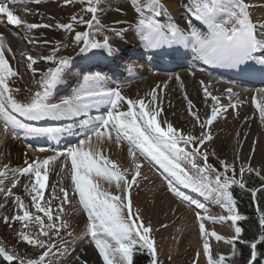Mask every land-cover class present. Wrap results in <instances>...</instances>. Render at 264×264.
Wrapping results in <instances>:
<instances>
[{
	"label": "snow or ice",
	"instance_id": "6c2138e0",
	"mask_svg": "<svg viewBox=\"0 0 264 264\" xmlns=\"http://www.w3.org/2000/svg\"><path fill=\"white\" fill-rule=\"evenodd\" d=\"M17 2L18 0H11L12 4ZM31 2L39 5L41 0H31ZM63 2L64 5H70L74 0H63ZM78 2L84 5L81 11L90 14L88 20L83 16L73 15L69 23H27L10 10L8 0H0V18H6L7 23L12 25H24L28 30H61L71 37L69 43L74 44L81 54L99 49L101 55L106 53L105 59L116 57L119 49L110 40L109 35L104 33H111L114 37L123 39L125 33L132 32L144 49L161 59L183 58L187 55V52L181 51L183 48L190 50L194 61L235 70V74L240 77H251L257 73L264 75V18L253 20V13L250 10L255 4L248 0H186L184 10L190 18L183 27L171 20L163 0H130V6L136 15L127 28L119 29L107 27L102 23L99 18L103 11L101 0H78ZM49 19L54 18L49 17ZM74 25H84L87 30L76 31ZM94 36L101 38L95 39ZM44 43L50 42L45 40ZM68 46L64 44V47ZM60 48V43H57L52 48L51 55L39 58L26 56L27 69L32 72L33 77L37 72L33 66L40 61L50 66L47 71L40 73V79L36 81L37 89L23 99H19L21 89L10 85L12 78L19 74L10 66L6 58V52L11 53L12 50L10 47H5L4 38L0 35V121L3 122L5 131L15 134L17 130H23L25 135L56 137L65 133L74 135V126L79 123L84 129L85 137L78 141L76 147H69L66 152L57 153L42 161L36 159L30 162L25 159V167L13 169L4 165V170L0 171V194H3L5 199L12 197V189L19 183L18 177H28L31 205L37 214L42 213L43 216L33 214L20 197H15L17 214L11 217L4 216L2 222L9 227L19 222L21 230L16 233L18 242L39 250V253L35 257L25 259L15 250L10 251L6 246H0V264L4 262L51 264L50 257L54 254L71 255L67 247L69 241L60 234L62 230L71 227L68 221L62 219L61 214L64 212V205L73 201L86 216V227L78 239L81 241L88 239L94 245V250L98 253L102 264H134V254L145 251L150 257L149 264H160L151 224H145L140 212L134 210L131 199L133 186L139 184L137 178L141 175L143 167L141 157L149 164L158 165L171 178L168 191L176 197L185 199L175 186L182 185L207 199L214 200L227 211L228 215L219 217V221H231L234 236L230 239H225L206 228L204 221L211 220L216 223L215 218L197 213L207 264H236L235 257L238 252L236 241L244 244L249 250L246 264H258L259 257L264 255L258 248V245L264 246V208L258 206L256 209V234L252 240L244 239L242 235L244 229L238 222L248 220L249 217L240 214L231 191L234 186L246 190V184L243 182L244 173L247 171L251 174L254 170L251 166L247 169L241 167L240 179H237L234 165L221 161L223 171H218L208 163V153L201 151L203 145L212 139L207 129L222 112H227L228 107H237L232 103V97L236 95L232 88L225 90L228 93L229 104L224 106L220 104V98L209 91L210 86L207 83L199 82L205 102L212 101L210 115L203 121L197 112L193 111L195 104L185 93L188 113L201 129L199 136L185 134L162 118L163 108L159 101L158 89L161 91L166 89L167 82L163 84V89L157 84L146 94V97L132 99L125 96L119 87H105L106 77L96 72L83 75L82 83L71 96L59 102H52L53 90L71 71L70 58L57 56ZM95 54L93 52V55ZM84 58L90 59V57ZM85 71L92 73L91 68L81 69L82 74ZM175 79L183 87L181 78L176 76ZM253 100L255 101V98ZM101 105L108 106L106 116L80 119L88 117L91 109L99 108ZM257 108L261 118L264 119V106L257 104ZM68 120L73 121V126L63 129L34 128L25 123V121ZM93 137L97 141L106 140L109 143L114 139L117 146L122 142L127 143L128 156L134 168L130 178L126 175L128 169L121 170L117 162L92 149ZM60 157L71 161V186L60 187V195L56 194V189L53 187L52 199L60 201L54 214L51 200L45 201L44 193L48 187L49 166ZM64 167H67L66 163ZM255 174L260 175L259 172ZM9 180L11 186L6 187V181ZM101 181L108 187L105 188ZM25 190H29L28 185H25ZM248 190L255 199L257 189ZM196 207L204 209L205 206L197 204ZM44 217L47 218V223ZM56 221L60 222L57 224ZM33 224L38 226L36 236L24 231ZM53 235L60 243L52 242ZM66 235L74 236L72 231H66ZM41 236L48 240L41 239ZM209 238L231 245L230 256L221 253L218 258H214ZM61 243L65 245L62 250H60ZM54 249L57 250L56 253ZM199 255L200 253L197 252L196 261ZM74 259L79 261L80 257L75 256ZM83 264L87 262L84 261Z\"/></svg>",
	"mask_w": 264,
	"mask_h": 264
},
{
	"label": "bare ground",
	"instance_id": "6f19581e",
	"mask_svg": "<svg viewBox=\"0 0 264 264\" xmlns=\"http://www.w3.org/2000/svg\"><path fill=\"white\" fill-rule=\"evenodd\" d=\"M75 1L77 0H74V2ZM253 1L255 3H261L255 5V7L250 10L253 13V20L264 18V16H257L258 12H264V0ZM105 2L106 4H103V11L101 12L102 23L107 27H114L116 29L121 27L127 28L128 24L133 21L136 15L130 6V0H105ZM185 2L186 0H163L171 20L177 22L181 27L185 26V22L190 18L184 10ZM8 6L22 21L27 23H69L70 18L76 12L75 8L73 9L68 5H64L63 0H41L39 5L31 2V0H18L16 4H12L11 0H8ZM66 6L69 8L67 9ZM49 17H53L54 19H49ZM0 20V35L4 38L5 47H10L12 50L11 53L6 52V58L10 66L19 74L10 81L11 86L21 89L18 96L19 99H23L37 89L38 86L36 81L40 79V73L47 71L50 66L46 62L40 61L37 65L33 66L37 69L36 75L33 77L32 72L27 69L26 56L30 55L39 58L40 56L51 55L52 48L57 43H60L61 48L57 56L70 58L71 63L69 67L71 71L65 76L64 81L53 90L52 102H59L61 99L71 96L78 89L80 83H82L83 75L93 74L94 71L99 72V70H101L105 77H108L105 74H110L111 72L116 76H122L127 75L126 72L129 71L128 74L133 76V79L128 80L127 83L122 84L118 81L112 83L110 80L108 81V79H106V84L109 85L108 87L110 88L119 87L125 96L132 99L146 97V94L155 88L157 84L161 85L163 89V84L167 82L166 89L162 91L158 89L159 101L163 108L162 118L171 123L174 128L181 130L185 134L190 133L199 136L201 133L199 125L196 124L194 118L188 113L187 102L184 99L185 93L195 104L193 111L197 112L201 121L210 115V105L212 101L209 100L205 102L203 91L199 83L200 81H204L210 86L209 91L220 98L221 105L228 106L229 104L228 93L225 90L230 87H227L217 80L222 79V76L226 79L228 77L227 74L233 73L232 69L216 67V71L212 73L197 72L187 74V68H190V66L186 65V59L189 55H192L190 50L181 48V51L187 52V55L177 60L180 66L173 64L171 69L166 68L160 71L148 72L146 66L140 64L139 66H135L136 68H133L134 71L132 73L130 70H132L131 67L134 65L130 66L128 63L134 64L135 58H141L140 55L145 50L132 32L125 33L123 39L116 38L111 33H108L110 40L118 47L119 53L116 57H108L105 59L106 53L101 55V50L99 49L84 54H81L78 49L76 52L72 53L71 50L74 46L69 43L71 38L61 30H28L24 25H21L18 26L20 33H18V35L15 33L14 36H11L10 29L14 28V25L7 23L6 18H0ZM116 21L128 23L118 24L115 23ZM162 22L165 21L162 20ZM45 40L50 43H44ZM64 44H68L69 46L64 47ZM25 47L30 50L29 53L25 52ZM93 52L96 54L93 55ZM84 57H90V59H85ZM147 58L148 55H144L140 61L142 63L146 62ZM112 64H114V67L109 68ZM193 64L194 68H196L197 65H203V63L199 61H194ZM123 65L129 66L124 67ZM88 68L92 69V73L85 71L82 74L81 69ZM129 68L130 70H128ZM181 68L183 70H179ZM176 76L181 78L183 87H181L180 82L176 81ZM229 80H231L234 85L238 86V88H232L233 93L236 94L232 97V103L236 104L237 107H228L227 112H222L217 120L213 122L210 128L207 129V131L211 133L212 139L207 141L201 149L208 153V163L211 165L225 161L237 167L248 168L251 166L252 169L258 171L264 178V119L261 118V114L257 108V104L264 106V75L257 73L251 77L238 76L235 77V79L231 78ZM253 98H255V101ZM108 110V106L106 105L91 109L90 113H92V119L106 116ZM80 119H90V117H81ZM25 123L34 128L63 129L73 126V121L71 120L25 121ZM2 130H4V125L3 122L0 121V162L13 169L18 167V162L22 158L23 161H25V159L35 160V157H39V160L42 161L45 158L60 153L54 150L58 151V148L67 150L69 147L77 145L79 140L85 138L82 134L84 129L79 123L74 126V135L65 133L56 137H49L47 135H25L23 130H17L15 134L10 131L1 132ZM39 143H44L46 145ZM91 146L94 151L99 152L102 156H107L109 159L117 162L121 170L128 169L126 175L129 178L131 177L134 168L128 156V146L126 142H122L117 146L114 139L109 143L106 140L97 141V139L93 137ZM37 147L50 149L52 151H37ZM30 155L33 157L29 158ZM63 158L60 157L51 165V167L59 168L61 173L63 172L62 178H64V180L61 182V186L58 183L54 187L57 195H60V187L70 188L71 186V179L70 176L69 179L67 177L64 167L65 160ZM140 161L143 167L141 169V175L137 178L139 184L138 186L134 185L131 190L133 195V206L140 212L145 224L150 223L153 231L159 234L161 243L168 247L167 252L172 253L175 247L170 239L172 235H175L176 243L181 244L183 240L187 239L190 245L196 247L200 241L198 238L200 234V221L197 219V213L217 220L216 223H213L211 220L204 221L209 231H215L225 239H230L234 236V229L231 227V221H219V217L228 215L227 211L221 205L217 204L214 200L207 199L190 189L184 188L182 185L176 184L178 190L182 193L183 197H185L184 200H181V198L176 197L173 193L168 191L171 178L168 177L158 165L154 163L149 164L147 161L143 160L142 157ZM70 163L71 161L69 159L68 164L71 166ZM0 171H2V169ZM53 177L51 173L50 178L55 181ZM18 180V186L12 189L13 196L5 201L0 200L1 233L2 231L8 233V229L13 230V227H9L2 222V218L4 216L11 217L17 214L18 208L14 202L15 197H20L29 211L32 213L35 211L31 205V195L29 194L30 180L26 177L25 180L18 177ZM172 183L175 184L174 181H172ZM25 185L29 186L28 191L25 190ZM10 186L11 181H6V187ZM187 191H189L190 194ZM44 194L45 201L52 197V191L45 190ZM8 202L11 206L9 205L10 209L8 208L6 211L7 214H5L3 213V209L4 205ZM56 202L57 201L52 200L51 204H55ZM58 204H60V202H58ZM197 204H204V209L196 207ZM194 224H196L197 231L194 229ZM162 225H167V227H162ZM185 230H188V232H184ZM5 237L3 238L5 239ZM209 242L215 255L219 251L225 253L228 251L226 243L223 241L217 242L214 238H209ZM6 245L4 243L0 244V246ZM80 245L81 247L77 249ZM86 245L87 242L72 243V245L68 247L71 255L61 256L57 264L69 263L71 261L72 263L76 262L77 260H73V255L76 254L80 257L81 261L90 262L92 264H102V260L94 250V247L91 248L90 253L88 248H83ZM6 248L10 251L14 250V248L10 249L8 246H6ZM72 249H75V251H71ZM15 251L19 256H23L21 252H25L24 255L27 256V258L30 257V253H33L25 246H22V250L20 248L15 249ZM160 253L162 254V252ZM70 256H72V258H70Z\"/></svg>",
	"mask_w": 264,
	"mask_h": 264
},
{
	"label": "rangeland",
	"instance_id": "374dc122",
	"mask_svg": "<svg viewBox=\"0 0 264 264\" xmlns=\"http://www.w3.org/2000/svg\"><path fill=\"white\" fill-rule=\"evenodd\" d=\"M248 2H250V3H253V4H255V5H257V4H261V3H258V2H254L253 0H248ZM101 7L103 6V4H106V2H105V0H101ZM70 8H75L76 10V12H75V14L74 15H76V16H83L84 17V19L85 20H88L89 18H90V14H88V13H85V12H83V11H81V9H82V7H84V5H81L79 2H78V0L77 1H75L73 4H70V5H68ZM68 6H66V8L68 9L69 7ZM257 16H260V17H262V16H264V12H258V15ZM99 18L101 19V21H102V18H101V13H100V16H99ZM65 21V20H64ZM105 25V24H104ZM74 27H75V29H76V31H85V30H87V28L84 26V25H74ZM10 34H11V32H10ZM104 34H106V35H109L108 33H104ZM70 37V36H69ZM71 38V37H70ZM94 38L95 39H100L101 37L100 36H94ZM73 48H72V50H71V52L72 53H74V52H76L77 50H78V48L73 44ZM19 48H21V47H19ZM22 49V48H21ZM19 52V51H18ZM20 52H21V50H20ZM25 52H27V53H29L30 52V50L28 49V48H26L25 47ZM3 131H5V129L4 130H2L1 132H3ZM77 145H73V146H71V147H76ZM65 147V146H64ZM66 148V147H65ZM40 149H44V152H49V151H52V150H50V149H46V148H39V147H37L36 148V150L37 151H40ZM46 150V151H45ZM58 151H56V150H54L55 152H66L67 150H65L64 148L62 149V148H58L57 149ZM201 151H202V149H201ZM43 152V151H42ZM33 156L32 155H30L29 156V158H32ZM35 157V156H34ZM63 158V157H62ZM36 159H40L39 157H35V160ZM65 161H64V165H65V163L67 164V167H65V169H66V173H67V177H68V179H69V174H70V165L68 164V160H66L65 158H63ZM22 160V161H21ZM31 160V159H30ZM29 160V161H30ZM21 161V162H20ZM20 161L18 162V167L17 168H22V167H25L26 165L24 164V161H23V158L22 159H20ZM31 161H33V160H31ZM30 161V162H31ZM71 164V163H70ZM228 164H230V165H234V164H231V163H228ZM52 165V164H51ZM51 165L49 166V179H48V187L46 188V191L47 190H49V191H52V189H53V187H55L58 183H59V185L61 186V182H63V180H64V178H62V173H61V171H60V169L59 168H54V167H51ZM212 166L213 167H215L218 171H223V168H222V166H221V163H219V164H212ZM234 167L236 168V178L237 179H240V168L241 167H237V166H235L234 165ZM243 168H245V169H247V167H243ZM4 170V164L2 163V162H0V170ZM254 170V169H253ZM256 172H258V171H253L251 174H254V175H256L255 173ZM53 174V178L55 179V181H53L52 180V178H50V174ZM56 173H58V174H56ZM229 175H231V172H229ZM247 175H249L248 173H247V171H245V173H244V178L247 176ZM257 176V175H256ZM26 177V176H25ZM25 177H20V179H24L25 180ZM258 178H259V180H261L262 181V187L264 188V179H262L263 177L261 176V174L259 175V176H257ZM26 178H28V177H26ZM243 178V179H244ZM29 179V178H28ZM34 179V178H33ZM69 182H70V180H69ZM101 183H102V185L105 187V188H107L108 187V185L106 184V183H104L103 181H101ZM45 195V194H44ZM4 199V200H3ZM131 199H132V201H133V195H132V192H131ZM0 200L1 201H5V200H7V199H5L4 198V195H0ZM48 200H51V203H52V200H55V201H57L55 204H51V207H52V210H53V213L55 214L56 213V211H57V208H58V206H59V204H58V202H60L59 200H56V199H52V197L50 198V199H48ZM47 200V201H48ZM42 203H44V202H42ZM9 205L11 206V204H9V202L7 203V204H5L4 205V209H3V213H5V214H7L6 213V211H7V209L9 208L10 209V207H9ZM69 205H70V207H69ZM134 207V206H133ZM134 210H137V209H135V207H134ZM77 211V212H76ZM33 214H36V215H41V216H43V214L42 213H39V214H37L35 211H33ZM62 215V219L63 220H66V221H68L69 223H70V225H71V227L69 228V229H67V230H62L61 231V236L65 239V240H67V241H69V244L67 245V247H70V245H72V243H74V242H84V243H86L87 242V245L85 246V247H83V248H88V250H89V252L91 253V248L93 247V245L89 242V240L88 239H85V240H83V241H81V240H79L78 239V237H80L82 234H83V232H84V229H85V227H86V223H85V221H86V216H85V214H83L82 213V211H80L79 210V205L75 202V201H73L72 203H68V204H65L64 205V212L61 214ZM44 220H45V222L47 223V218L46 217H44ZM60 221H56V223L58 224ZM11 227H13L12 229L13 230H10V229H8L9 231H8V233L6 232L5 233V231H2V233L0 232V244L1 243H4L6 246H8L10 249H13L14 248V250L15 249H20L21 248V250H22V246H25V247H27L30 251H32L33 253H30L31 255H30V257H35V256H37L38 255V252H39V250H37V249H34V248H32L31 246H27V245H25V244H23V243H19L18 242V240H17V236H16V233H17V231H19V230H21V224L19 223V222H15V223H13L12 224V226ZM194 229H195V231H197V227H196V224H194ZM24 231H26V232H31L32 233V235L33 236H36L37 235V233H38V226L37 225H35V224H33V225H30V227L29 228H27V229H24ZM66 231H72L73 232V234H74V236L73 237H69V236H67L66 235ZM184 232H188V230H185ZM196 234L198 235V233L196 232ZM6 237H5V236ZM3 237H5V239L3 238ZM152 237L154 238V240H155V242H156V248H157V252H158V260H159V262H160V264H207V261H206V257H205V255H204V253H203V248H202V244H203V241H202V238H201V236H200V234L198 235V238L200 239V241H199V243L196 245V247H194L193 245H190L189 244V242H188V240L187 239H185V240H183L182 242H181V244L179 243H176V239H175V235H172L171 236V240H172V244H174L175 245V247L173 248V252L172 253H169V252H167V250H168V247H166L164 244H162L161 243V239H160V236H159V234L157 233V232H155V231H153L152 232ZM41 239H45V240H48V238H46V237H40ZM52 242H55V243H60L59 242V240H58V238L55 236V235H53L52 236ZM63 247H65V245H63L62 243L60 244V250H62L63 249ZM81 247V245L80 246H78L77 247V249L78 248H80ZM226 248H228V251H226V253L225 252H221V251H219L216 255L214 254V252H213V250H212V248H211V250H212V253H213V256H214V258H218V256L221 254V253H223V254H225L226 256H230V254H231V251H232V249H231V245H229V244H226ZM83 250V249H82ZM164 252H163V251ZM54 251V253H56L57 252V250L56 249H54L53 250ZM160 252H162V254L160 253ZM197 252H199L200 253V255H199V259H198V261H196L195 260V258H196V254H197ZM22 253V255L23 256H21V257H24L25 259H27V256H25L24 255V253L23 252H21ZM33 254V255H32ZM27 255H29V254H27ZM75 256H77V254L76 255H73V260L75 261V259H74V257ZM61 257V255H59V254H54V255H52L51 257H50V262H51V264H57V261H58V259ZM70 258H72V256H70ZM83 262L84 261H76V262H74V263H72V261L71 262H66V263H64V264H83ZM17 263V262H16ZM87 264H92V263H90V262H87ZM95 264H99V263H95ZM263 264H264V262H263Z\"/></svg>",
	"mask_w": 264,
	"mask_h": 264
},
{
	"label": "trees",
	"instance_id": "16d2710c",
	"mask_svg": "<svg viewBox=\"0 0 264 264\" xmlns=\"http://www.w3.org/2000/svg\"><path fill=\"white\" fill-rule=\"evenodd\" d=\"M243 182L246 184V190L239 189L238 186H234L231 191H233L234 199L237 202V209L240 214L249 217L248 220L238 222L244 229L242 233L243 238L246 240H252L254 234L257 232V226L255 224L256 220V209L257 207L264 208V189L262 187V181L254 174L247 175ZM257 189V197L255 199L252 198L251 192L248 189ZM236 246L238 249L237 255L235 257L236 264H246L249 250L245 247L244 244H241L239 241H236ZM259 252L264 253V246H259ZM134 264H149L150 257L148 253L145 252H137L134 254ZM264 255L259 257L258 264H263ZM7 264V262H4ZM14 264H17L14 262Z\"/></svg>",
	"mask_w": 264,
	"mask_h": 264
}]
</instances>
